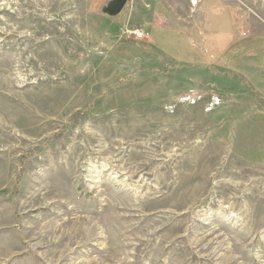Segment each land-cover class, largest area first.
Masks as SVG:
<instances>
[{
    "label": "rangeland",
    "instance_id": "374dc122",
    "mask_svg": "<svg viewBox=\"0 0 264 264\" xmlns=\"http://www.w3.org/2000/svg\"><path fill=\"white\" fill-rule=\"evenodd\" d=\"M110 1L0 0V264H264V0Z\"/></svg>",
    "mask_w": 264,
    "mask_h": 264
},
{
    "label": "water",
    "instance_id": "95a60500",
    "mask_svg": "<svg viewBox=\"0 0 264 264\" xmlns=\"http://www.w3.org/2000/svg\"><path fill=\"white\" fill-rule=\"evenodd\" d=\"M127 2L128 0H111L103 7L102 14L116 17L123 11Z\"/></svg>",
    "mask_w": 264,
    "mask_h": 264
},
{
    "label": "built area",
    "instance_id": "2783aa9c",
    "mask_svg": "<svg viewBox=\"0 0 264 264\" xmlns=\"http://www.w3.org/2000/svg\"><path fill=\"white\" fill-rule=\"evenodd\" d=\"M133 34L136 36L137 39H142L144 35H146L144 32L140 31V30H135L133 32Z\"/></svg>",
    "mask_w": 264,
    "mask_h": 264
},
{
    "label": "bare ground",
    "instance_id": "6f19581e",
    "mask_svg": "<svg viewBox=\"0 0 264 264\" xmlns=\"http://www.w3.org/2000/svg\"><path fill=\"white\" fill-rule=\"evenodd\" d=\"M121 14V13H120Z\"/></svg>",
    "mask_w": 264,
    "mask_h": 264
}]
</instances>
